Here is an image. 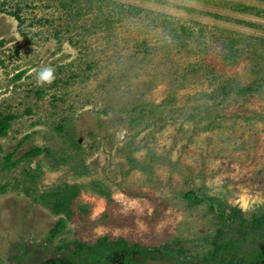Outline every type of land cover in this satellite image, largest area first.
I'll list each match as a JSON object with an SVG mask.
<instances>
[{
	"label": "rangeland",
	"instance_id": "1",
	"mask_svg": "<svg viewBox=\"0 0 264 264\" xmlns=\"http://www.w3.org/2000/svg\"><path fill=\"white\" fill-rule=\"evenodd\" d=\"M0 115V264H93L75 243L105 238L200 262L240 240L218 209L264 213V0H0ZM65 185L50 241L65 217L34 197Z\"/></svg>",
	"mask_w": 264,
	"mask_h": 264
},
{
	"label": "trees",
	"instance_id": "2",
	"mask_svg": "<svg viewBox=\"0 0 264 264\" xmlns=\"http://www.w3.org/2000/svg\"><path fill=\"white\" fill-rule=\"evenodd\" d=\"M66 5L68 4H65V6ZM15 15L16 14H13V16ZM21 74H19L16 78L18 79ZM253 92L254 90L251 86L244 88L237 87L235 94L238 97H241ZM14 119V115H0V137H5L7 135L11 122ZM59 128L61 129V127ZM28 138L29 137L25 140H28ZM25 140L18 145L17 149L22 146ZM73 145V147H79L77 143H74ZM17 149L4 156L2 172L9 173L22 162L30 161L43 153L41 148H34L14 160ZM27 178V181L31 183V188L24 189L23 191L29 194L28 192H32V188H34L36 176L27 174ZM4 187H1L2 192L5 191ZM81 188L82 187L75 185H65L64 187L56 188L53 191L35 195L34 201H38L48 207L53 215H63L65 217L59 218L58 222L50 231V241L53 237L63 232L67 221L72 218L73 212L71 208L74 205V200L79 195ZM182 197L187 199L189 204L193 205L201 204L204 201L203 199L201 200L197 198L192 192L184 193ZM209 211L211 213L215 212L213 205H210ZM217 216L222 228H225L226 226L228 228L231 227L234 235H240V240L226 239L223 237L224 234L220 230L218 234L221 235V242L219 241L218 243H214L213 251L207 256H203L200 262L195 260L181 261L179 257L184 251L183 248L176 251L175 249H170L169 247H163L160 250H154L152 253H149L141 250L139 246H130L125 241H118L113 244V242H108V239L106 238L98 240L97 243L92 246L78 242H76L75 245L77 250H81L84 247L88 249V261L93 264H145L147 261H163L172 264H264V251L261 252L258 245L260 241H262V244L264 245V213H262V215H253L251 222L245 219L242 211L237 208L229 209L228 214L220 208L218 209ZM248 224L251 226L250 231L245 230ZM245 245L252 246V249L248 250L244 247ZM77 250L73 253V255H80ZM69 261L71 260L69 259ZM57 264H63V262H58Z\"/></svg>",
	"mask_w": 264,
	"mask_h": 264
},
{
	"label": "clouds",
	"instance_id": "3",
	"mask_svg": "<svg viewBox=\"0 0 264 264\" xmlns=\"http://www.w3.org/2000/svg\"><path fill=\"white\" fill-rule=\"evenodd\" d=\"M55 78V69L51 66L37 72V82L39 84H51Z\"/></svg>",
	"mask_w": 264,
	"mask_h": 264
},
{
	"label": "water",
	"instance_id": "4",
	"mask_svg": "<svg viewBox=\"0 0 264 264\" xmlns=\"http://www.w3.org/2000/svg\"><path fill=\"white\" fill-rule=\"evenodd\" d=\"M145 264H172V263L163 262V261H147Z\"/></svg>",
	"mask_w": 264,
	"mask_h": 264
},
{
	"label": "flooded vegetation",
	"instance_id": "5",
	"mask_svg": "<svg viewBox=\"0 0 264 264\" xmlns=\"http://www.w3.org/2000/svg\"><path fill=\"white\" fill-rule=\"evenodd\" d=\"M260 243L262 244V241H260ZM260 247V246H259ZM260 251H264V245H263V249H262V246L260 247ZM261 258H262V255H261ZM261 263H262V260H261Z\"/></svg>",
	"mask_w": 264,
	"mask_h": 264
}]
</instances>
